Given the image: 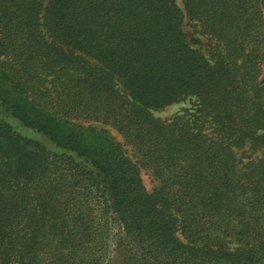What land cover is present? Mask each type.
Segmentation results:
<instances>
[{"label":"trees","instance_id":"1","mask_svg":"<svg viewBox=\"0 0 264 264\" xmlns=\"http://www.w3.org/2000/svg\"><path fill=\"white\" fill-rule=\"evenodd\" d=\"M0 113V264H264V0H0Z\"/></svg>","mask_w":264,"mask_h":264},{"label":"rangeland","instance_id":"2","mask_svg":"<svg viewBox=\"0 0 264 264\" xmlns=\"http://www.w3.org/2000/svg\"><path fill=\"white\" fill-rule=\"evenodd\" d=\"M185 31L189 35V38L198 37L200 39V42L202 43L203 48L206 50L209 49V47L215 45L214 41L207 39L204 36L196 35L189 26H185ZM194 106H195V100L193 98H188V99L174 103L172 105H169L167 107H164V108L156 111L155 115L157 117H160V118L166 120V119L173 118L177 115L183 114V113H185V111L187 109H193ZM0 119L10 123L17 131L21 132L22 134L29 136V137H32V138H35V139L41 141L42 143L46 144L49 148H52L55 150L54 144L51 143L50 141H48L42 134L36 132L33 129L25 127L23 124H21L20 121L15 119L10 114L0 113ZM93 125L97 126L98 128L108 130V132L111 136H113L117 141L121 142L123 149L125 150V153L135 163H137V165L140 166L141 174H142L144 183L147 187V190L149 192H152L154 190V187L157 184V181L155 180L152 172L141 163L140 157L138 156V154L136 153V151L134 150L132 145L130 143L126 142V139L123 137V135L115 127H113L109 124H105L102 121L94 122ZM111 243H114V238L111 239ZM111 245H112L111 247H112V249H114V251L112 253H110L111 256H110L109 264H120L121 255H120V253H117L115 251L116 244H111Z\"/></svg>","mask_w":264,"mask_h":264}]
</instances>
